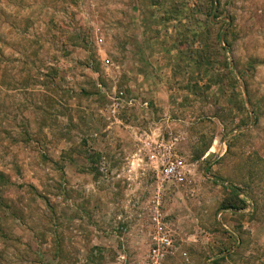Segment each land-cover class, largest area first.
I'll return each mask as SVG.
<instances>
[{"label": "rangeland", "instance_id": "rangeland-1", "mask_svg": "<svg viewBox=\"0 0 264 264\" xmlns=\"http://www.w3.org/2000/svg\"><path fill=\"white\" fill-rule=\"evenodd\" d=\"M0 264H264V0H0Z\"/></svg>", "mask_w": 264, "mask_h": 264}, {"label": "built area", "instance_id": "built-area-1", "mask_svg": "<svg viewBox=\"0 0 264 264\" xmlns=\"http://www.w3.org/2000/svg\"><path fill=\"white\" fill-rule=\"evenodd\" d=\"M124 97L123 93L119 94V98L114 100V104L116 107L120 106V102L123 100L122 98ZM135 103L134 100L130 101V105ZM165 176L169 178H175L178 175V167L175 163H170L164 170Z\"/></svg>", "mask_w": 264, "mask_h": 264}, {"label": "trees", "instance_id": "trees-1", "mask_svg": "<svg viewBox=\"0 0 264 264\" xmlns=\"http://www.w3.org/2000/svg\"><path fill=\"white\" fill-rule=\"evenodd\" d=\"M224 188H225V190L230 191V194L231 195L234 194V190H232L231 188H228V187H225V186H224Z\"/></svg>", "mask_w": 264, "mask_h": 264}]
</instances>
